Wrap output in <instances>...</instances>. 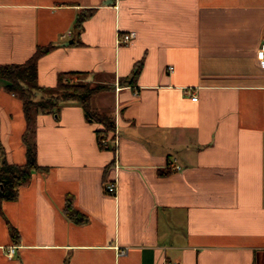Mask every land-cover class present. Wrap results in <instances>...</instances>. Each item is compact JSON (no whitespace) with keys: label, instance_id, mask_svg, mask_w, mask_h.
Here are the masks:
<instances>
[{"label":"crops","instance_id":"obj_1","mask_svg":"<svg viewBox=\"0 0 264 264\" xmlns=\"http://www.w3.org/2000/svg\"><path fill=\"white\" fill-rule=\"evenodd\" d=\"M263 42L264 0H0V65L52 46L38 84L85 72L107 85L90 107L117 140L100 149L75 102L36 115L45 170L0 202V264H264ZM4 85L0 161L21 165V102Z\"/></svg>","mask_w":264,"mask_h":264},{"label":"trees","instance_id":"obj_2","mask_svg":"<svg viewBox=\"0 0 264 264\" xmlns=\"http://www.w3.org/2000/svg\"><path fill=\"white\" fill-rule=\"evenodd\" d=\"M81 12L76 20L75 27L79 31L82 22L89 16ZM52 46L37 47L34 53L21 64L0 65V78L5 81V89L16 96L21 102L25 121V130L22 142L25 147V162L21 165L0 161V202L16 198L19 188L27 185L32 173L45 170L37 165L35 135V117L38 114H56L60 104L75 102L83 110L87 122H96L101 128L95 129L97 145L100 149H110L104 145L102 139L112 132L114 123L112 116L106 113L95 112L90 107L93 96L109 89L107 85L93 84L82 80L85 72H61L57 75L52 87L40 86L37 82V62ZM132 72L136 76L138 69ZM65 216L73 222H83L85 217L80 215L66 199L64 206Z\"/></svg>","mask_w":264,"mask_h":264},{"label":"built area","instance_id":"obj_3","mask_svg":"<svg viewBox=\"0 0 264 264\" xmlns=\"http://www.w3.org/2000/svg\"><path fill=\"white\" fill-rule=\"evenodd\" d=\"M68 34L69 33H67V35ZM65 36L66 35L63 34V35H61L60 38H64ZM134 38H135V32H133V31H130L128 33L121 34V35L117 34L116 35V43H117V45H122V44L126 45V44H128ZM256 58L259 61L260 66L264 69V42L261 43L260 46H259V48L257 49V51H256ZM169 70L171 72L172 71V68H170ZM196 99L197 98L195 96L191 97V100L192 101H196ZM263 135H264V129H263ZM101 141H102V143L104 145H107L109 139L108 138H104ZM116 141L117 140L114 138L113 139V142H114L113 147L114 148L116 146ZM176 169H178V167ZM104 189H105V192L107 194H110V195H114L115 192H116V187H115V184L114 183H108L107 185H105ZM13 251H14L13 248L8 249L7 255L8 256H11L13 254ZM121 252L123 253V251H121ZM165 264H181V263L178 262V261H167V262H165Z\"/></svg>","mask_w":264,"mask_h":264},{"label":"rangeland","instance_id":"obj_4","mask_svg":"<svg viewBox=\"0 0 264 264\" xmlns=\"http://www.w3.org/2000/svg\"><path fill=\"white\" fill-rule=\"evenodd\" d=\"M82 80L86 81V78L83 77ZM101 102V106H98V107H105V108H108L110 105H111V102H112V98L110 96L109 93H106V94H102L100 95L98 98H97V103H100ZM95 105V102L92 103V108H95L94 107ZM108 110V109H107Z\"/></svg>","mask_w":264,"mask_h":264}]
</instances>
